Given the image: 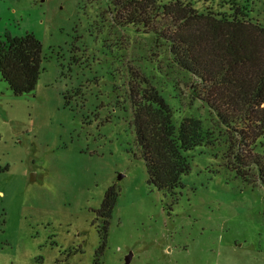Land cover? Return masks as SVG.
I'll return each instance as SVG.
<instances>
[{
    "label": "rangeland",
    "instance_id": "rangeland-1",
    "mask_svg": "<svg viewBox=\"0 0 264 264\" xmlns=\"http://www.w3.org/2000/svg\"><path fill=\"white\" fill-rule=\"evenodd\" d=\"M190 1L264 25V0ZM115 16L112 0H0V38L33 34L43 58L30 94L0 75V264H264V187L233 164L237 130L198 98L167 41ZM146 90L170 106L177 133L187 118L202 123L175 194L149 183L137 146L134 100Z\"/></svg>",
    "mask_w": 264,
    "mask_h": 264
},
{
    "label": "trees",
    "instance_id": "trees-1",
    "mask_svg": "<svg viewBox=\"0 0 264 264\" xmlns=\"http://www.w3.org/2000/svg\"><path fill=\"white\" fill-rule=\"evenodd\" d=\"M117 26H143L170 45L175 62L193 75L198 98L216 114L219 122L239 134V144L252 142L262 153L239 154L231 146L237 172L264 187V25L250 20L244 9L231 14L200 11L190 0H112ZM42 45L33 34L0 38V75L19 97L35 91L42 69ZM136 140L149 183L175 194L189 165L183 153L204 141L202 123L185 119L177 133L173 111L155 90L134 100ZM251 133V137H250ZM243 168V171L240 169ZM250 174V173H249ZM117 203L111 188L98 214L107 219ZM0 222V231L4 225Z\"/></svg>",
    "mask_w": 264,
    "mask_h": 264
},
{
    "label": "water",
    "instance_id": "water-1",
    "mask_svg": "<svg viewBox=\"0 0 264 264\" xmlns=\"http://www.w3.org/2000/svg\"><path fill=\"white\" fill-rule=\"evenodd\" d=\"M131 259H132V255H129L128 257H126L125 264H130L131 263Z\"/></svg>",
    "mask_w": 264,
    "mask_h": 264
}]
</instances>
